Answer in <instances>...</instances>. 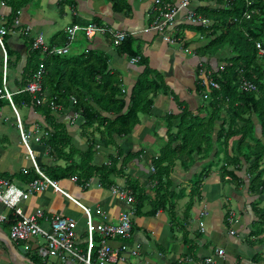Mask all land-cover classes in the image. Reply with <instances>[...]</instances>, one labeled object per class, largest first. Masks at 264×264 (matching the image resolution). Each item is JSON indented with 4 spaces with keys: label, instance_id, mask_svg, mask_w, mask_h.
<instances>
[{
    "label": "trees",
    "instance_id": "1",
    "mask_svg": "<svg viewBox=\"0 0 264 264\" xmlns=\"http://www.w3.org/2000/svg\"><path fill=\"white\" fill-rule=\"evenodd\" d=\"M0 1L10 9L6 16L9 25L17 12L32 0ZM107 1L113 13L130 14L131 6L127 0ZM178 2L154 0L149 16L151 21L143 32L156 22L163 4L176 6ZM190 8L196 16L206 19L208 26L189 22L179 28L176 37L169 35L170 27L164 31V35L171 40L181 41L184 39L182 32L190 30L202 36L207 43L196 48L195 52L198 59L202 60L200 69L211 73L207 78L216 87L207 88L199 78L198 69L197 92L202 96L208 95L207 101L203 100V110L196 115L182 109L176 115L170 114L163 119L167 127L166 142L156 158L149 157L150 160L146 161H150L154 168V173L149 177L153 185L150 194H147L146 186L131 179L123 168H117L123 153L116 139L129 137L140 124L139 117L150 115L153 99L157 95L172 94L160 75L147 67L146 58L134 42V33L125 32V39L116 47L111 34L103 35L112 42L119 57L129 62L138 59L136 64L144 68L129 95L122 92L119 77L109 70L108 58L104 54L88 50L74 55L69 54V50V55L48 57L44 52L33 49L31 38L27 36L20 38L24 45L23 55L12 50L7 52L12 61L8 62L6 76L7 88L13 95L15 106L28 107L36 115L35 123L42 134L38 137V144L47 149L48 157L64 163L63 166L40 164V171L45 176L53 181L75 178L83 190L86 189L85 184L94 179L106 190L118 185L117 180L123 179L124 183L118 186L131 192L134 216L153 217L163 211L171 225L183 233L187 230L186 223L192 208L202 201L203 185L213 170L218 168L221 184H232L236 189L246 186V192L252 195L264 192V0H190ZM89 23L115 31L98 19L88 23L75 20L73 24L87 26ZM145 33L160 35L156 31ZM65 41V34L56 35L51 39L50 46L63 47ZM183 42L184 48L191 44ZM40 64L45 70L42 79L43 97L38 96L34 100L28 93L20 92L30 83L32 74ZM16 68L21 71L19 78L14 73ZM1 76L2 68L0 89ZM249 85L254 89H248ZM40 99H45V103L36 105V100ZM5 103L0 101L1 106ZM54 108H61L60 112L72 111L70 119L72 114L79 117L81 136L89 144L87 150H76L65 124L54 119ZM203 114L206 116L202 117ZM173 121L177 123L175 127ZM24 124L27 129L29 122L26 120ZM257 126L260 136L256 134ZM96 138L102 140L106 148L116 152L109 157L108 165H92ZM140 153L127 155L122 164L133 159L139 161ZM75 156L79 157L78 163L74 161ZM197 165L199 171L192 174L191 171ZM175 166L191 174L188 193L179 189L178 192L171 191L170 173ZM242 168L246 171L245 178L249 179L247 183L239 176ZM18 176L25 183L38 178L33 169ZM9 178L12 181L13 177ZM183 199H187V202L183 216L179 218L176 207L178 201ZM258 202L251 206L257 217L252 223L254 236L264 235V208H259ZM147 207L148 211L143 212ZM226 213L225 222L229 219L228 211ZM12 222V217H9L3 230L8 229ZM226 225L229 226L227 222ZM184 243L189 246L188 252L195 250L191 240L184 238ZM30 257L33 264H44L35 255ZM259 258L260 255L255 259V264L260 262Z\"/></svg>",
    "mask_w": 264,
    "mask_h": 264
},
{
    "label": "crops",
    "instance_id": "2",
    "mask_svg": "<svg viewBox=\"0 0 264 264\" xmlns=\"http://www.w3.org/2000/svg\"><path fill=\"white\" fill-rule=\"evenodd\" d=\"M127 1L131 6V12L128 16L113 13L111 4L107 0H70L65 4L73 11L71 24H73L75 20L88 23L93 19H98L115 31L134 33V42L141 51L142 56L146 58L147 67L160 75L164 85L172 94L163 95L160 93L157 95L153 99L150 115H141L139 117L140 124L129 137L116 139L123 153V156L119 159L118 167L122 164L123 157L125 158L129 154L141 152L139 161L137 159L128 162L125 161L124 164H122L123 170L131 179L137 180L140 184L146 186L149 191H147V194H150L153 188L149 180V177L152 175L151 163L150 161L148 163L146 161L148 159L150 160L149 157L156 158L166 142L167 127L163 119L170 114L176 115L178 111L182 109H186L190 113L197 115V113L204 108L202 105L205 104L203 101L205 99L201 94L199 95L196 88V72L198 69L201 70L199 64L202 60L198 59L195 49L204 46L207 41L202 38V36L190 30H184L182 32L184 36L183 40L173 39V44L165 42L163 40L164 38L160 35L154 33L146 34L143 30L147 28L151 21V17L149 16L153 8L154 0ZM45 7L52 11L55 9L59 10L60 13L64 15L61 0H32L31 3L18 11L19 20L22 25L31 28L30 34L26 36L35 37L37 34H42L44 36L47 27H53L55 25V23L46 16ZM0 11L4 17L10 13V9L4 7L1 1ZM185 24H188V22L184 20L181 14L177 17L173 26L169 28V35L176 37L175 34L180 30L179 28ZM68 26H70V24H68L67 27ZM64 30L52 34L49 44H51V39L56 35H64ZM6 38L9 40L11 36L8 35ZM183 41H188L191 44L187 48H184ZM19 44L23 46L22 42ZM11 50L12 49H10V51ZM88 50L102 53L108 58L109 70L118 75L122 92L129 95L144 68L137 64H131L128 60L119 57L109 38L95 34L93 38L86 40L83 34L80 33L76 41L71 45L70 51L72 54H80L83 51L88 52ZM8 51L9 50H6V53ZM12 51L16 52L15 50ZM10 61H12V59L8 57V62ZM16 70L20 72V69L16 68L14 73ZM25 108L29 111V116L26 119L27 122H29V126L27 129L24 127L23 129L25 131H32L35 127L39 129V125L35 123L36 115L33 114L28 107ZM59 110L57 111L60 112ZM70 113L72 112L68 110V113L64 115L63 124L71 128V131L73 129L80 130L79 125L75 123L72 124L73 122L71 123L72 125H70ZM204 116H206V114L202 115V117ZM3 122H5V120H3ZM172 123L174 127L177 125L175 121ZM75 125L77 128L74 127ZM256 134L260 136V128L258 126L256 128ZM70 137L76 150L80 149L83 151L84 144L82 139H84V137H82L81 134ZM96 139L94 141H96ZM34 140H36V138H34ZM85 142H87V140H85ZM30 145L40 164H44L45 160L48 164L64 165L62 161L56 162L55 159L49 158L45 148V152H42V148L38 142L36 144L31 143ZM114 154V149H109L105 156L102 155L103 160H106L107 157L109 163L110 155ZM144 157H146L145 161ZM17 158L18 159H14L11 153L6 149L0 150V178L10 181V178H7L8 176H12L13 179H11L12 181L10 182L17 185L19 188H24L25 182L20 180L18 175L22 174V170L24 169L29 172L33 168L24 148L20 151ZM199 169L200 167L197 165L191 173H196ZM245 172V168H242V172L239 176L247 183L249 179L245 178ZM218 174L217 168L213 170L210 178L204 183L202 201L200 204H196V206H198L195 212L198 215L197 220H194L190 213V217L186 223L187 230L185 233L182 232L180 240H178L175 232V230L178 229L174 225H171L165 212L159 211L153 217L133 216L132 237L129 243L138 249L139 257L129 261L131 263L141 264H178V260L183 258L189 249V246L184 243L185 238L193 242L195 245L194 252H196V255L199 257H207L213 254L215 250L221 249L224 251L225 256L223 264H255L254 261L259 255L261 258H259L260 262L258 264H264V262H261L262 259H264V239H262L264 235H253L252 223L255 222L256 219L251 207L253 203L263 201L264 194H249L246 192V186H241L236 189L232 184H221ZM190 179V173L186 174L175 166L170 173V180L172 182L171 191L174 193L179 189L185 190L188 193ZM94 180L97 181V179ZM94 180L91 182L93 183ZM117 181L118 185H121L119 182L122 181H120V179ZM58 185L78 204L90 210L96 224H115L119 213L130 211V207H127L123 204L124 202L112 197L109 190L104 189L101 185H98L97 189H90V186L83 190L80 186L71 183L68 179L58 180ZM183 201L186 203L187 199H183ZM183 201H178V207H176V211L179 213H176V215L179 218L184 210V207L181 208L179 204L181 202L183 203ZM221 204L225 211L231 210L235 215L232 225L227 223L229 225L228 227L224 218L226 212L224 211V215L222 214ZM220 207L221 209L219 211ZM235 208L238 214L234 210ZM36 209L42 210L47 216L59 215L75 219L78 222L77 231L80 240H83V212L77 205L67 200L61 194L47 189L42 193L33 194L22 205V210L25 214L30 215ZM2 210L3 208L0 206V211ZM146 211H148V207L143 210V212ZM202 212H205L206 216L201 217ZM3 231L8 232V229H4ZM230 231H234V235H230ZM172 242L179 244L180 249L172 245ZM3 245L4 244L0 241V264H9L7 257L11 256V252H9L4 245L6 247L5 249ZM114 245L116 244L114 243ZM165 245L167 248L163 247ZM9 260L11 259L9 258ZM56 264L59 263L56 262Z\"/></svg>",
    "mask_w": 264,
    "mask_h": 264
},
{
    "label": "built area",
    "instance_id": "3",
    "mask_svg": "<svg viewBox=\"0 0 264 264\" xmlns=\"http://www.w3.org/2000/svg\"><path fill=\"white\" fill-rule=\"evenodd\" d=\"M161 2V1H160ZM159 2V4H160ZM158 3V1L156 2ZM162 3V2H161ZM162 5V4H161ZM158 10V9H157ZM162 12L159 13L156 22L146 29L144 32L156 31L164 38V41L168 44H173L174 40L164 35V31L173 26L177 17L182 14V17L186 22H190L193 25H200L203 27L208 26V21L200 16H196L194 11L190 8V0H179L176 6L171 4H163ZM31 28L26 26L22 29V23L18 17H14L8 26L0 11V46H2V38L8 35L13 36L16 32H23L25 35L30 34ZM66 45L62 49H56L57 47H48L42 34L32 37V48L41 49L48 57L58 56L63 54L66 55L69 52V45L75 40L78 33H82L83 36L90 40L95 34L104 35L111 34L113 39V45L118 46L126 36L125 32L108 30L105 27L97 26L95 24H88L87 26L73 25L66 31ZM138 59L130 61L131 64H136ZM7 62L8 56L6 51L3 54V66H2V78H1V89H0V101H7L9 107L14 114L17 122V129L19 131L20 144L24 148L35 173L38 178L25 184L24 189L19 188L17 185L0 178V206L3 210L0 211V233L3 231V227L8 223L9 217H12L13 222L8 227L6 237L14 247L21 244H33L37 237H41L43 245H34V249H31L35 254L45 259H57L59 264H127L126 260L122 257V254L127 251L126 246L113 249L108 245V240H114L116 237L128 239L132 233V213L121 212L117 217L115 224H96L93 219V214L89 209L82 207L75 200H73L68 194L64 193L57 185V183L51 181L48 177L38 170V166L35 164L33 158V151L29 147V143L32 141V137L35 136L36 142H38L39 129L35 127L32 131H25L22 127V122L18 115L13 102L12 93L9 92L6 83L7 76ZM210 72L200 70L199 76L203 84L208 88L210 86L216 87L211 79ZM248 89L253 90L254 88L249 85ZM41 90V72H37L32 76L30 83L22 92L28 93L32 98ZM45 100H36V105H42ZM60 108H54L55 112ZM60 111V110H59ZM77 115L73 114L71 120H76ZM0 120H4L2 116V109L0 105ZM6 121V120H5ZM34 140V138H33ZM27 174V170L22 171ZM151 172L154 173V168H151ZM75 182L76 179H71ZM88 185L85 184V187ZM52 187L55 191L60 192L70 201L75 203L83 212L84 216V234L87 235L86 250L83 252L78 244L75 243L76 235H78V222L70 217L66 216H47L45 212L40 209L34 210L30 215L25 214L22 210V205L32 196L33 194H39L46 188ZM116 189H110L111 196H118V199L126 204H129L133 200V196L130 191L124 190L118 186ZM116 198V197H115ZM132 204L127 205L131 207ZM103 215V213H102ZM131 215V216H130ZM205 214H202L204 216ZM233 216H229V223L232 222ZM98 234L101 237L98 245L95 246L93 235ZM230 235H234L231 231ZM218 258L223 257V250L216 252ZM12 256V254H10ZM136 251H131L130 256L135 257ZM205 264H216L211 258L205 260Z\"/></svg>",
    "mask_w": 264,
    "mask_h": 264
},
{
    "label": "rangeland",
    "instance_id": "4",
    "mask_svg": "<svg viewBox=\"0 0 264 264\" xmlns=\"http://www.w3.org/2000/svg\"><path fill=\"white\" fill-rule=\"evenodd\" d=\"M67 1H70V0H61V2H62V4H63V8H62V11L64 12V15H62L61 13H60V11L59 10H48V9H46V7H45V14H46V16L49 18V20L51 19V21L52 22H54L55 23V25L53 26V27H47V31H45V34H44V36H43V38H44V42H45V44L48 46V47H57V46H50V44H49V40H50V37H52V34H56V33H59V32H61L62 30H64L66 27H67V25L68 24H70V26H68L65 30H64V34H65V36L67 37V35H66V31H67V29L68 28H70L71 26H73V25H75V24H71V18H72V10L69 8V6L67 5V4H65ZM3 4V3H2ZM32 12V11H31ZM16 16L18 17V19H19V12H17V14H16ZM15 16V17H16ZM5 19H6V16H5ZM13 20V19H12ZM20 21V20H19ZM7 23V22H6ZM11 23V22H10ZM10 23H9V25H10ZM8 25V24H7ZM8 25V26H9ZM26 27V25H22V29L23 28H25ZM37 35H39V34H37ZM78 35H80V33H78L77 35H76V37H75V40L69 45V50H70V48H71V45L76 41V39H77V36ZM22 36H26L23 32H16L15 33V35L14 36H11V39H9L8 40V38H5V37H3L2 38V46H0V65H1V68H2V66H3V54H4V51H6V50H10V49H12V50H15V51H17V52H21V55H23V49H24V45L23 46H21V44H19L20 42H22L23 43V40L22 39H20ZM27 37H29V36H27ZM29 38H31L32 39V37H29ZM99 38V37H98ZM66 42H67V40L65 41V45H66ZM64 45V46H65ZM16 48H18V49H16ZM62 48H64V47H57L56 49H62ZM35 50H40L41 52H43L40 48L39 49H35ZM84 52V51H83ZM69 53V52H68ZM66 54V55H69V54H72L71 53V51H70V53L69 54ZM85 53V52H84ZM74 55H76V54H74ZM59 57H62L63 56V54H61V55H58ZM19 65V64H18ZM37 72H41V90H40V92H37L34 96H33V99L35 100V99H38V96L39 97H41L42 96V79H43V76H44V74H45V70H44V67H43V65L42 64H40V66L37 68V70H35V72L32 74V76L35 74V73H37ZM21 74V71L19 72L18 70H16L15 71V75H16V77L17 78H19V75ZM31 79H32V77H31ZM43 97V96H42ZM203 97V96H202ZM207 97H208V95H207ZM12 98H13V95H12ZM41 100V99H40ZM43 100V99H42ZM45 100V99H44ZM4 102H6L5 103V105H3V106H1V109H2V116H3V119L4 120H7V122L5 121V122H3V120H0V150H8L10 153H11V156L14 158V159H18L17 158V156H18V154L20 153V151H22V146H20L21 144H20V138H19V131H18V129H17V122H16V118L14 117V112L12 113V110H11V108L9 107V105H8V102L7 101H4ZM13 102V101H12ZM14 104V103H13ZM14 106H15V104H14ZM15 108L17 109V111H18V114H19V116H20V119H21V122H22V127H24V128H26L25 127V124H24V122H25V120L28 118V116H29V111H28V109H26L25 107H18V106H15ZM54 112V111H53ZM72 112V111H71ZM68 112H58V111H56V112H54V119L56 120V121H58V122H60V123H64V119H63V117H64V115L65 114H67ZM63 115V116H61V115ZM73 115V114H72ZM79 117H77V119H78ZM70 120V125H72L71 123L73 122V123H75L76 125H79L80 126V121H78V120ZM74 126V127H76L77 128V126ZM80 128V130H72L71 131V128H68L67 127V131L69 132V134L71 135V136H75L76 134L78 135H80L81 134V126L79 127ZM39 135L37 136V137H40V135H42V134H40V132L38 133ZM33 138H35V136H33L32 137V141L29 143V147H30V149L32 150V147H31V143H37L36 142V140H33ZM71 139V138H70ZM85 140H87L86 138H84ZM84 139H82V141H83V144H84V149H83V151H85V150H87V148H88V142H85V140ZM72 140V139H71ZM82 143V142H81ZM73 144V143H72ZM96 148L93 150V152H94V159H93V163H92V165L93 166H100V165H108L109 163H108V161H107V157H106V160L104 159L103 160V157H102V155H106V153L109 151V149H111V148H106V149H108V150H106L105 149V147H104V144L102 143V140H100V139H96ZM75 146V145H74ZM41 150H42V152L44 151L45 152V147H42L41 146ZM45 148V149H44ZM76 148V147H75ZM80 152L82 151V150H80V149H78ZM33 151V150H32ZM46 151H47V149H46ZM34 153V155H35V152H33ZM116 153V152H115ZM27 155V154H26ZM33 155V158H35V164L38 166V170H40V168H41V166H40V163H39V160H37V158H36V155L34 156ZM47 155H48V151H47ZM108 155V154H107ZM110 156H113V155H110ZM28 157V156H27ZM50 158V157H49ZM12 159V158H11ZM122 159H124V157L122 158ZM28 160H29V158H28ZM13 161V160H12ZM30 161V160H29ZM74 161L76 162V163H78L79 162V157L78 156H75L74 157ZM44 165H52V163H47L45 160H44ZM33 164V163H32ZM32 164H31V166H32ZM41 165H43V164H41ZM152 167V166H151ZM117 168L118 169H121V168H123V165L121 164V165H119V167H118V165H117ZM34 170V169H33ZM23 171V170H22ZM41 172V171H40ZM27 173H28V171H27ZM42 173V172H41ZM152 173V172H151ZM24 174V173H23ZM43 174V173H42ZM153 174V173H152ZM132 176V175H131ZM47 177V176H46ZM50 179V178H49ZM71 179H73V178H70V179H68L69 181H71ZM51 180V179H50ZM51 181H53V180H51ZM92 181V180H91ZM88 182V183H86L88 186L87 187H85L86 189L87 188H89L90 186V189H97L98 188V185H99V183L97 184V181H95L94 180V182L92 183V182ZM120 181H122V182H119L121 185L124 183V180L123 179H120ZM30 182V181H29ZM53 182H55V183H57V185H58V181H53ZM71 183H74V184H77V181H75V182H72L71 181ZM91 183H92V185H91ZM26 184V183H25ZM116 186H118V185H116ZM24 187H25V185H24ZM58 187H59V185H58ZM119 187V186H118ZM60 188V187H59ZM112 189H116V187L115 186H112L111 187ZM110 188V189H111ZM22 189H24V188H22ZM47 189H51V190H53L54 192H57V191H55L52 187H48V188H46L45 190H47ZM61 189V188H60ZM110 189H109V192H110ZM210 189H211V186H210ZM62 190V189H61ZM63 191V190H62ZM64 192V191H63ZM149 192V191H148ZM177 192H178V190H177ZM42 193V192H41ZM57 193H59V194H61L60 192H57ZM65 193V192H64ZM185 193H187V192H185ZM67 194V193H66ZM262 194H264V192L262 193ZM62 196H64L63 194H61ZM65 197V196H64ZM113 197V196H112ZM116 197V199H118V196L116 195L115 196ZM114 197V198H115ZM67 200H69L67 197H65ZM119 200V199H118ZM70 201V200H69ZM183 201V200H182ZM72 202V201H71ZM133 203H134V201L132 200V202L131 203H129V204H126V203H123L124 205H130V204H132L131 205V207H130V211H124V212H131L132 213V216H131V219H133V216H134V208H133ZM259 203V208H264V200L263 201H260V202H258ZM75 204V203H74ZM185 201H183V203L181 202L180 204H179V206L181 207V208H183L184 206H185ZM76 205V204H75ZM214 205V204H213ZM220 205V204H219ZM221 206H222V204H221ZM79 207V206H78ZM127 207H129V206H127ZM177 207H178V203H177ZM80 208V207H79ZM193 210L191 211V217L194 219V220H197V217H198V215L195 213L196 212V210L198 209V206H196V205H194V207L192 208ZM220 209H221V207L219 208V211H220ZM236 212H237V214H238V211H237V209L235 208L234 209ZM222 214H223V212L225 211L224 210V208H223V206H222ZM225 212H227V211H225ZM176 213H178L177 211H176ZM179 214V213H178ZM183 214V213H182ZM181 214V216L180 217H182L183 215ZM202 214H205L204 216H206V213L205 212H202ZM201 214V215H202ZM226 214V216H227V213H225ZM228 214H229V216L230 215H232L233 216V219H234V213H232L231 212V210H228ZM224 215V214H223ZM204 216H202V217H204ZM233 219H232V222L231 223H229V221H226L229 225H232V223H233ZM255 219H257V217L255 216ZM256 221V220H255ZM106 224V223H105ZM109 224H112V223H107V225H109ZM132 229H133V223H132ZM4 232V231H3ZM3 232H1V233H3ZM175 232H176V236L178 237V240H180L181 239V237H182V231H179V230H175ZM231 232V231H230ZM229 232V233H230ZM234 232V231H233ZM6 233L7 232H4L3 234H5L6 235ZM76 237L77 238H75V243H77L78 244V247L83 251V252H85V250H86V241H87V235L86 234H83V240H80V237H79V234L78 235H76ZM131 237H132V233L130 234V236H129V238L128 239H124V238H121V237H116V238H114V240H111V241H109L108 240V245L110 246V247H112L113 249H116V248H119V247H121V246H126V249H127V251L125 252V253H123L122 254V257L126 260V263L127 264H141V263H131L129 260H135V259H137L138 257H139V251H138V249L135 247V246H133L131 243H129V241H130V239H131ZM93 239H94V244H95V246L96 245H98V243L100 242V240H101V237L98 235V234H94L93 235ZM82 241V242H81ZM114 243L116 244V245H114ZM43 245V242H42V239H41V237H37L35 240H34V243L33 244H21V245H19V246H15L14 245V250L17 252V254H18V256H15L14 254H12V256H8L7 258H8V262H9V264H33L32 262H31V260H30V255H35L36 257H38L36 254H35V252L33 251V250H31V249H34L33 247H34V245ZM172 245H175V246H177L179 249H180V246H179V244H177V243H175V242H172ZM4 246V245H3ZM164 248H167L166 247V245L165 246H163ZM4 248L6 249V247L4 246ZM221 250V249H220ZM131 251H136V253H137V255L135 256V257H131L130 256V252ZM218 250H215L214 251V253L213 254H211V255H209V256H207V257H199V256H197L196 255V252H192V253H190V252H188L187 251V253H185V255L183 256V258H180V260H178V264H205V260L206 259H209V258H211V260H213L216 264H223V261H224V251H223V257L222 258H218V256H217V254H216V252H217ZM11 254V253H10ZM9 258L11 259V260H9ZM39 258V257H38ZM41 259V258H40ZM42 260V259H41ZM43 261V263L44 264H53V263H55L56 264V262H58L57 261V259H45V260H42ZM53 262V263H52Z\"/></svg>",
    "mask_w": 264,
    "mask_h": 264
},
{
    "label": "water",
    "instance_id": "5",
    "mask_svg": "<svg viewBox=\"0 0 264 264\" xmlns=\"http://www.w3.org/2000/svg\"><path fill=\"white\" fill-rule=\"evenodd\" d=\"M0 241L7 247L11 254L18 256L17 252L14 250V247L11 245L5 234L0 233Z\"/></svg>",
    "mask_w": 264,
    "mask_h": 264
},
{
    "label": "clouds",
    "instance_id": "6",
    "mask_svg": "<svg viewBox=\"0 0 264 264\" xmlns=\"http://www.w3.org/2000/svg\"><path fill=\"white\" fill-rule=\"evenodd\" d=\"M89 24H90V23H89ZM92 38H93V37H92ZM86 40H87V39H86ZM203 97H204L205 100L208 99L206 95H204ZM151 168H153V167H151Z\"/></svg>",
    "mask_w": 264,
    "mask_h": 264
},
{
    "label": "bare ground",
    "instance_id": "7",
    "mask_svg": "<svg viewBox=\"0 0 264 264\" xmlns=\"http://www.w3.org/2000/svg\"><path fill=\"white\" fill-rule=\"evenodd\" d=\"M129 36V35H128ZM42 97V96H41Z\"/></svg>",
    "mask_w": 264,
    "mask_h": 264
}]
</instances>
